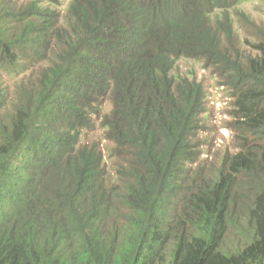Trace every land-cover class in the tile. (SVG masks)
I'll return each instance as SVG.
<instances>
[{"label": "trees", "instance_id": "obj_1", "mask_svg": "<svg viewBox=\"0 0 264 264\" xmlns=\"http://www.w3.org/2000/svg\"><path fill=\"white\" fill-rule=\"evenodd\" d=\"M246 1L0 0V264H264V23ZM180 61L231 92L217 162ZM96 127L113 172L82 141Z\"/></svg>", "mask_w": 264, "mask_h": 264}, {"label": "rangeland", "instance_id": "obj_2", "mask_svg": "<svg viewBox=\"0 0 264 264\" xmlns=\"http://www.w3.org/2000/svg\"><path fill=\"white\" fill-rule=\"evenodd\" d=\"M245 11L252 16L255 21L264 23V0H248L243 4ZM243 35L242 32H240ZM243 51H247L248 47L241 46ZM31 70H36V67L29 68L24 71L25 75ZM175 72L195 77L201 82L205 90L204 98V113L202 125L203 130L200 132L201 145L199 156L201 160L207 163L217 162L220 157L226 152H233L232 147V131L230 129L231 112H232V97L228 88L221 84L216 72L204 69L199 63H191L188 61H180L178 70ZM5 81V76L1 74ZM7 83L11 84L10 76H6ZM103 110H109L108 102L103 105ZM98 122L96 123V125ZM88 143H96L104 154L107 170L113 172L114 161L108 158V148L110 144L103 138L101 131L96 127L92 131H87L82 137V141Z\"/></svg>", "mask_w": 264, "mask_h": 264}]
</instances>
